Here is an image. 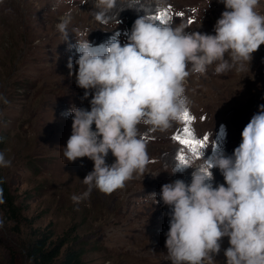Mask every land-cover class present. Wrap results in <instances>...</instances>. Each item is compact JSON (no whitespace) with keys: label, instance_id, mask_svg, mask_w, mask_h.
<instances>
[{"label":"rangeland","instance_id":"obj_1","mask_svg":"<svg viewBox=\"0 0 264 264\" xmlns=\"http://www.w3.org/2000/svg\"><path fill=\"white\" fill-rule=\"evenodd\" d=\"M15 6L21 20L8 15L12 32L7 37L1 28L6 13L0 9V135L7 137L3 154L11 161L2 173L19 215L13 216L0 204V264L7 263L12 253L26 264L22 249L41 232H52L54 242H64L62 252L69 245L83 246L86 264H172L165 246L171 208L159 195L160 202L154 203L150 194H159L162 185L177 179L190 183L193 170L212 157L215 145L225 155L233 154L243 128L264 104V44L252 54V61L243 62L242 70L234 66L216 74L214 63L204 75L191 73L183 86L194 119L190 123L172 121L163 132L138 125L150 160L145 173L134 174L110 195L94 187L87 199L74 203L72 196L87 190L82 180L94 162L87 157L68 162L64 156L63 147L72 134L70 109L90 110L92 98L83 99L85 90L69 75V59L78 69L75 61L79 57L70 45L86 39L88 33L93 45L112 38L127 43L125 33L130 34L134 21L143 15L134 10L138 8L150 11L152 17L166 14L164 25H183L187 32L214 35V26L226 8L221 0H166L162 7L157 0H117L108 13L113 19L103 24L95 18L101 10L96 0H15ZM256 11L264 15V0ZM66 14L71 19L65 41L57 24ZM129 20L133 23L128 24ZM6 38L10 42H3ZM225 58L231 63L228 54ZM222 125L225 136H221ZM185 127L196 139L208 138L199 156L173 139L183 136ZM181 155L187 166L172 173ZM114 162L109 152L106 163ZM211 172L214 187L225 184L218 168ZM229 246V238H222L221 251L211 264H226L224 251Z\"/></svg>","mask_w":264,"mask_h":264},{"label":"clouds","instance_id":"obj_2","mask_svg":"<svg viewBox=\"0 0 264 264\" xmlns=\"http://www.w3.org/2000/svg\"><path fill=\"white\" fill-rule=\"evenodd\" d=\"M221 2L226 10L214 26V35L187 32L183 25L157 24L150 11L138 8L134 10L143 15L134 21L130 34L125 33L127 43L112 38L93 45L88 33L86 39L70 45L79 57L78 69L69 59V75L85 90L83 99L92 98L90 110L70 109L72 134L63 147L64 156L68 162L83 157L94 162L82 180L87 190L73 195L74 203L87 199L94 187L110 195L134 174L145 173L150 160L138 125L163 132L172 121L181 120L190 103L183 85L191 73L204 75L215 63L216 74H222L234 66L242 70L243 62L252 61V54L264 44V15L256 11L260 0ZM157 3L162 7L166 0ZM116 4L117 0H96L101 9L95 13L96 20L107 24ZM70 19L66 14L57 24L65 41ZM85 34L80 32L81 37ZM225 135L222 125L221 136ZM241 137L230 156L215 145L212 157L193 170L190 183L177 179L162 185L159 194H150L154 203L160 202L159 195L171 208L165 246L172 264H211L224 237L230 244L224 251L226 264H264V104ZM109 152L115 157L111 165L106 163ZM10 166L11 161L0 153V167ZM186 166L179 162L172 173ZM214 167L226 186H213Z\"/></svg>","mask_w":264,"mask_h":264},{"label":"trees","instance_id":"obj_3","mask_svg":"<svg viewBox=\"0 0 264 264\" xmlns=\"http://www.w3.org/2000/svg\"><path fill=\"white\" fill-rule=\"evenodd\" d=\"M7 0H0V9H4L5 17L1 20V28L4 35L7 37L11 31L8 23V15L14 16L15 19L20 22L21 14L20 10L15 6V0L10 1V5L6 4ZM6 8H4V6ZM12 38V37H11ZM11 38L4 40L3 42H10ZM10 48V46H9ZM8 48V49H9ZM7 137L4 134L0 135V153L6 145ZM0 193L4 203L1 205L4 209L10 212L13 216L19 215L18 205L16 199L12 194L11 187L2 173V167H0ZM52 232H41L35 235V237L27 243L26 247L22 249V254L25 256L26 264H86L85 249L83 246L69 245L62 252L64 242H54L52 240ZM3 264H23L22 260L18 258L17 253H12L11 258L7 263Z\"/></svg>","mask_w":264,"mask_h":264},{"label":"snow or ice","instance_id":"obj_4","mask_svg":"<svg viewBox=\"0 0 264 264\" xmlns=\"http://www.w3.org/2000/svg\"><path fill=\"white\" fill-rule=\"evenodd\" d=\"M165 15L164 13H161L159 16H153L151 19L157 23V24H164L165 23ZM182 15V14H181ZM189 23H192L191 20H189ZM185 122H191L194 118L190 116L189 111H186L183 115L182 118ZM174 140L178 141L182 145L188 146L190 148L191 152L197 156L200 155V149L204 147V145L207 142V137L205 136L203 140L201 139H196L195 137L192 136L191 130L187 127L184 129V135H176L173 137ZM180 161V165H186L187 161L183 155L178 157Z\"/></svg>","mask_w":264,"mask_h":264},{"label":"water","instance_id":"obj_5","mask_svg":"<svg viewBox=\"0 0 264 264\" xmlns=\"http://www.w3.org/2000/svg\"><path fill=\"white\" fill-rule=\"evenodd\" d=\"M132 23H133V21L132 20H129L128 24H132Z\"/></svg>","mask_w":264,"mask_h":264},{"label":"bare ground","instance_id":"obj_6","mask_svg":"<svg viewBox=\"0 0 264 264\" xmlns=\"http://www.w3.org/2000/svg\"><path fill=\"white\" fill-rule=\"evenodd\" d=\"M200 150H201V152H203V151H204V147H203V148H201Z\"/></svg>","mask_w":264,"mask_h":264}]
</instances>
